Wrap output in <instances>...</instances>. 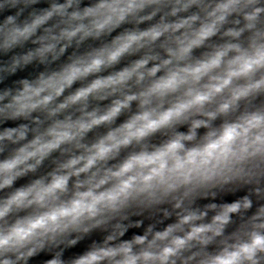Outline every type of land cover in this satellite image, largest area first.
I'll return each mask as SVG.
<instances>
[{
    "label": "water",
    "instance_id": "1",
    "mask_svg": "<svg viewBox=\"0 0 264 264\" xmlns=\"http://www.w3.org/2000/svg\"><path fill=\"white\" fill-rule=\"evenodd\" d=\"M0 264H264V0H0Z\"/></svg>",
    "mask_w": 264,
    "mask_h": 264
},
{
    "label": "clouds",
    "instance_id": "2",
    "mask_svg": "<svg viewBox=\"0 0 264 264\" xmlns=\"http://www.w3.org/2000/svg\"><path fill=\"white\" fill-rule=\"evenodd\" d=\"M124 75H127V74H122L121 77L118 78V80H119V79H123V76H124ZM118 80H117V81H107L106 83H115V82H118ZM114 111H115V109H114Z\"/></svg>",
    "mask_w": 264,
    "mask_h": 264
}]
</instances>
